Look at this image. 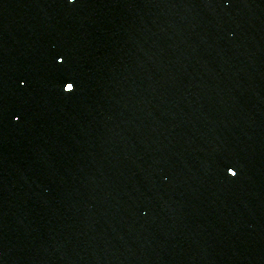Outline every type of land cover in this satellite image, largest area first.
<instances>
[{
	"label": "water",
	"instance_id": "95a60500",
	"mask_svg": "<svg viewBox=\"0 0 264 264\" xmlns=\"http://www.w3.org/2000/svg\"><path fill=\"white\" fill-rule=\"evenodd\" d=\"M0 264H264V0H0Z\"/></svg>",
	"mask_w": 264,
	"mask_h": 264
}]
</instances>
